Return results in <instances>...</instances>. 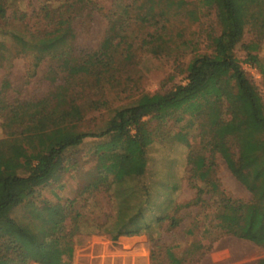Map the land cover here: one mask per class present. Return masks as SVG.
Wrapping results in <instances>:
<instances>
[{"label": "rangeland", "instance_id": "obj_1", "mask_svg": "<svg viewBox=\"0 0 264 264\" xmlns=\"http://www.w3.org/2000/svg\"><path fill=\"white\" fill-rule=\"evenodd\" d=\"M2 1L6 13L0 15V43L5 55L0 66V140L11 139L14 127L10 119L13 108L21 102H37L44 109L47 116L43 124L47 129L78 122L81 130L99 132L118 108L133 104L142 93L165 92L186 84L189 61L199 54L211 53V38L221 33L215 8L205 7L198 0H185L180 6L173 3L168 7L165 41L159 47V42L149 37L143 40L153 26L147 20L132 18L135 8L127 36L115 41V49L101 54L99 48L107 37L109 19L117 17L124 11V4L133 0H97V9L83 7L73 19L75 44L87 61L63 72L58 67L60 62L50 55L37 64V54L20 49V43L12 37L15 31L30 35L41 28L40 10L45 0ZM141 1L136 0V4ZM234 1L246 21L243 42L257 44L253 53L259 55L260 62H248L241 44L235 54L264 101V0ZM164 2L161 6H165ZM61 84L66 85L64 89L74 97V103L66 112L53 115L44 100ZM25 109L29 112V108ZM222 112L229 123L220 128L223 135L237 129L253 136L263 133L244 99L224 102ZM176 117L163 121L144 118L151 134L145 142L148 164L141 175L127 179L123 188L134 192L127 200L116 201L113 192L106 190L114 180L112 176L99 182L94 151L103 138H87L81 146L66 152L65 164L71 166L59 170L31 202L15 208L12 216L39 225L41 221L31 213L38 209L43 219L57 221L68 200L76 198L74 209L64 220L68 227L76 211L84 213L80 221L84 229L113 227L119 208H136L139 198L134 190L138 189L143 195L147 192L149 199L145 211L148 230L122 235L117 240L104 232L79 233L74 236L71 264H264V246L239 238L234 234L235 225L219 217L221 198L248 201L252 193L233 175L221 154L212 153L206 145L208 134H201L205 115L194 118L186 114L181 120ZM232 151L237 156L235 143ZM198 153L213 161L205 179L193 170ZM123 161V171L128 173V160ZM2 198L0 187V201ZM155 215L167 218L156 222Z\"/></svg>", "mask_w": 264, "mask_h": 264}, {"label": "trees", "instance_id": "obj_2", "mask_svg": "<svg viewBox=\"0 0 264 264\" xmlns=\"http://www.w3.org/2000/svg\"><path fill=\"white\" fill-rule=\"evenodd\" d=\"M166 1L142 0L136 4L133 0L125 3L124 11L109 19L107 37L99 48L101 54L115 49V41L127 36L131 11L135 12V8L132 18L152 22V30L143 40L149 37L159 42L160 47L165 41L168 7L185 2ZM161 2L165 6H161ZM198 2L216 9L221 33L211 38V53L199 54L189 61L186 84H178L165 92L142 93L133 104L118 108L99 132L81 130L78 122L47 129L43 124L47 114L37 102H21L13 108L11 139L0 140V187L3 196L0 201V264H71L74 236L79 233L104 232L110 234L112 240H117L122 235L148 230L150 223L146 221L145 211L149 199L147 192L144 197L138 189L134 190L139 198L136 208H119L113 227L97 225L92 229L82 228V211L75 212L72 225L68 227L64 220L74 209L76 198L68 200V211L65 208L63 216L57 221L43 219L38 209H32L31 213L41 221L39 225L22 222L12 216L15 208L31 202V198L48 185L59 170L71 166L65 164L66 152L81 146L87 138H103L94 151L98 156L99 182L104 183L107 176H112L114 180L106 190L113 192L112 197L116 201L127 200L126 197L134 193L123 188L127 179L141 175L148 164L145 142L150 140L151 134L144 120L147 116L163 121L174 116H177L176 120H181L186 114L194 118L205 115L201 122V134L204 137L208 134L206 145L212 153L221 154L233 175L252 193V199L248 201L221 198L219 217L235 225L234 234L239 238L264 246V101L235 54L236 47L241 44L247 51L246 60L252 64L259 63V55L253 53L257 44L243 42L246 21L238 12L234 0ZM83 7L97 9L99 5L97 0H45L40 10L44 27H38L30 35L15 31L12 37L20 43V49L37 54V64L50 55L60 62V71L69 72L87 61L75 44L73 26L75 12ZM5 13V3L0 0V15ZM4 59L0 43V66ZM65 84L59 85L44 100L53 115L66 112L74 103V97H69L64 89ZM239 99H244L251 107V118L258 128H263L261 135L245 134L239 129L226 135L220 132V128L229 124L223 119V103ZM25 108H29V112H25ZM132 129L136 133H132ZM233 143L238 147L237 156L232 151ZM124 159L129 163L128 173L123 171ZM67 160H70L69 157ZM193 163L194 172L199 173L202 179L208 177L213 161H207L206 155L198 153ZM166 218V215H155L153 221L161 222ZM86 220H89L88 217ZM172 220L176 222L174 218Z\"/></svg>", "mask_w": 264, "mask_h": 264}]
</instances>
